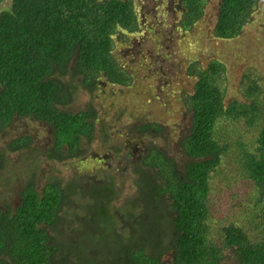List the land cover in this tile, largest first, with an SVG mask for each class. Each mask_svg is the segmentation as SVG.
<instances>
[{"label":"trees","instance_id":"1","mask_svg":"<svg viewBox=\"0 0 264 264\" xmlns=\"http://www.w3.org/2000/svg\"><path fill=\"white\" fill-rule=\"evenodd\" d=\"M180 2V26L189 30L207 0ZM257 2L220 0L214 36H238ZM138 28L133 0H10L0 11V134L13 120L46 123L53 138L44 156L53 163L78 155L96 129L108 141L111 124L100 120L94 93L106 85L132 86L114 43ZM225 72L218 61L187 68L194 83L181 101L191 117L177 157L168 152L164 125L154 117L140 120L136 132L149 142L126 168L130 198L101 177L83 187L56 176L39 192L40 155L25 158L34 164L23 170L28 179L20 204L12 212L0 209V264H264V84L249 75L243 99L226 102ZM82 92L90 98L66 109ZM31 141L19 137L9 146L28 149ZM232 143L255 224L233 221L213 233L210 182L229 164ZM105 149L116 156L119 150L108 142ZM7 165L1 152L0 173ZM68 201H80L82 212L61 230Z\"/></svg>","mask_w":264,"mask_h":264},{"label":"rangeland","instance_id":"2","mask_svg":"<svg viewBox=\"0 0 264 264\" xmlns=\"http://www.w3.org/2000/svg\"><path fill=\"white\" fill-rule=\"evenodd\" d=\"M219 1L207 0L201 20L184 30L180 26L184 11L180 0H133L139 28L136 33L118 35L113 53L132 75V86L121 89L106 85L94 93L93 102L99 109L100 120L111 124L107 128L108 141L96 129L93 139L83 145L78 155L53 163L44 156L53 138L52 129L31 118L13 120L0 134V153L8 159L5 171L0 173V209L12 212L20 204V191L28 179L23 170H30L34 164L25 158L35 153L40 155L35 179L39 192L56 176L63 183L77 180L83 187H89V180L93 182L101 177L105 181L113 180L122 190L123 198H130L134 193L126 179L129 174L126 168L149 142L136 132L140 120L155 118L161 122L168 132V152L177 157L178 138L185 135L191 117L181 101L191 92L194 83V79L187 76L190 64L205 68L210 62L218 61L225 66L226 102L243 99L240 88L249 75H255L264 84V0H258L241 33L229 40L214 36ZM9 4L10 0L1 3L0 11ZM89 98L82 92L66 109L75 110ZM19 137L32 140L29 148L12 151L9 144ZM107 142L119 149L117 156L105 149ZM234 145H230L229 164L210 182L213 233L233 221L245 226L255 224L251 220L250 206L245 202L250 188L240 175ZM19 167L18 175L11 177L12 169ZM8 178L13 186H9L11 182L6 183ZM81 206L80 201H68L62 206L61 230L72 224L71 218L82 212ZM65 238L69 240L70 236L65 235ZM76 238L77 234L73 233V240ZM164 260L170 261L168 255Z\"/></svg>","mask_w":264,"mask_h":264}]
</instances>
